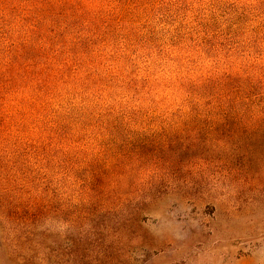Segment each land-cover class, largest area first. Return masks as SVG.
<instances>
[{
  "label": "trees",
  "instance_id": "16d2710c",
  "mask_svg": "<svg viewBox=\"0 0 264 264\" xmlns=\"http://www.w3.org/2000/svg\"><path fill=\"white\" fill-rule=\"evenodd\" d=\"M157 4L0 0V193H55L58 177L76 183L80 150L126 145L118 137L172 127L167 120L217 121L212 127L231 136L216 145L249 143L238 136L264 130V40L202 23L194 42L158 50L157 32L133 23L136 11ZM187 123L176 127H204ZM170 143L203 149L209 140ZM94 166L86 173L91 201L134 192L135 167Z\"/></svg>",
  "mask_w": 264,
  "mask_h": 264
},
{
  "label": "rangeland",
  "instance_id": "374dc122",
  "mask_svg": "<svg viewBox=\"0 0 264 264\" xmlns=\"http://www.w3.org/2000/svg\"><path fill=\"white\" fill-rule=\"evenodd\" d=\"M155 1L133 23L157 32L158 50L194 42L202 23L264 40L262 0ZM188 121L204 127H176ZM165 123L172 127L118 137L126 145L80 150L76 183L58 177L55 193H0V264H264V130L238 136L249 143L216 145L230 135L217 121ZM201 137L203 149L170 143ZM96 164L140 169L129 174L134 192L91 201L86 173ZM103 200L108 208L97 209Z\"/></svg>",
  "mask_w": 264,
  "mask_h": 264
}]
</instances>
